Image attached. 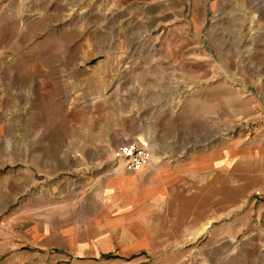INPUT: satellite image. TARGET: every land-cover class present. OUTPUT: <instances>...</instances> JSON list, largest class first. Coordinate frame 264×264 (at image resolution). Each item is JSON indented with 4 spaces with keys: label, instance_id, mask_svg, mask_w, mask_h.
Returning <instances> with one entry per match:
<instances>
[{
    "label": "rangeland",
    "instance_id": "rangeland-1",
    "mask_svg": "<svg viewBox=\"0 0 264 264\" xmlns=\"http://www.w3.org/2000/svg\"><path fill=\"white\" fill-rule=\"evenodd\" d=\"M3 219L26 264H264V0H0Z\"/></svg>",
    "mask_w": 264,
    "mask_h": 264
},
{
    "label": "crops",
    "instance_id": "crops-1",
    "mask_svg": "<svg viewBox=\"0 0 264 264\" xmlns=\"http://www.w3.org/2000/svg\"><path fill=\"white\" fill-rule=\"evenodd\" d=\"M152 167V166H151ZM9 223V220L3 219L0 221V231H5L3 226ZM69 235H64L63 237L68 238ZM21 240H15L14 244L12 243V238L10 233H3V236H0V264H26L25 261L28 259H35L38 251L27 252L21 247ZM18 245V246H16ZM16 247V248H15Z\"/></svg>",
    "mask_w": 264,
    "mask_h": 264
},
{
    "label": "built area",
    "instance_id": "built-area-1",
    "mask_svg": "<svg viewBox=\"0 0 264 264\" xmlns=\"http://www.w3.org/2000/svg\"><path fill=\"white\" fill-rule=\"evenodd\" d=\"M119 155L124 161L125 168L131 171H140L149 167L152 160L149 151L137 144L125 146Z\"/></svg>",
    "mask_w": 264,
    "mask_h": 264
}]
</instances>
